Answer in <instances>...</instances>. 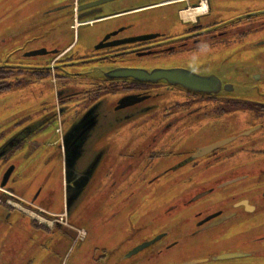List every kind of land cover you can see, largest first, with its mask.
Wrapping results in <instances>:
<instances>
[{"label": "flooded vegetation", "instance_id": "1", "mask_svg": "<svg viewBox=\"0 0 264 264\" xmlns=\"http://www.w3.org/2000/svg\"><path fill=\"white\" fill-rule=\"evenodd\" d=\"M102 1L46 0L43 13H71L74 28L80 29L95 26L97 19L89 16L149 12L159 16L148 21L154 31L130 33L133 25L111 28L89 38L90 48L71 57L75 48L67 49L41 68H0L10 72L9 90L29 71L36 78L55 79V111L23 133L21 144L10 153L27 143L35 130L55 121L57 140L50 145L59 148L53 158L62 203L60 212L51 211L55 190L47 189L48 173L29 199L16 193L12 172L1 187L8 166L0 176V222L5 218L11 225L12 214L20 211L35 228L58 234L55 239L62 243L51 239L53 248L81 240L77 261L88 259L90 264H264V183L245 182L264 174V167L257 166L264 163H257L264 159V85L257 84L264 83L263 70L241 68L248 86L234 79L242 72L237 55L258 53L264 59V0ZM190 13L192 18L183 17ZM119 69L180 70L208 82L195 89L165 79L136 81L117 78ZM87 113L85 120L93 127L82 134L88 128H82L85 120L81 123ZM160 115L171 121L166 133L141 141L139 128L162 123L155 117ZM135 130L138 137L130 136ZM195 138L177 161L146 179L147 186L165 179L176 187L187 183L156 212L158 218L174 221L141 240L122 231L125 216L120 213L127 209L129 175L135 169L127 164L129 145L138 159L158 160L176 156Z\"/></svg>", "mask_w": 264, "mask_h": 264}, {"label": "rangeland", "instance_id": "2", "mask_svg": "<svg viewBox=\"0 0 264 264\" xmlns=\"http://www.w3.org/2000/svg\"><path fill=\"white\" fill-rule=\"evenodd\" d=\"M46 3V0H0V67L39 65L41 68L45 64H49L53 55L23 58L22 53L32 49L38 50V48L47 49L49 52L62 50L74 39L73 45L69 48L70 50L75 48L68 56L71 57L78 51L91 47L89 38L99 36L111 28L117 29L121 26L133 25L134 30L130 33L139 32L142 29H145V32L154 31L150 29L154 27V24H149L148 21L159 17L150 15L149 12L135 16L119 14L95 20V26L92 28L83 26L74 30V16L71 13L60 12V14L45 15L43 5ZM120 3H124V1ZM108 9H111L110 4H108ZM92 17L90 16V18ZM257 54H252L250 57L244 53L237 55L241 57L235 59L238 65L236 66L239 69L261 68L264 75V59ZM243 65H247V67ZM61 66V62L55 66L57 74H60ZM88 68H85L86 71H89ZM241 71L235 75L234 79L236 83H239L238 85L248 86L250 83L246 73L243 72V69ZM18 79H21L20 85L11 90L0 92V176L8 166H14L11 185L15 188L16 193L29 199V195L37 188L35 184L42 181L43 174H50L52 179L50 178L47 189L56 191H54L55 197L51 211L60 212L62 206L60 181H57L55 177L58 164L55 161L56 158H53L59 148L58 145H50L57 140L56 122H51L40 132L35 130L33 133L36 134L30 136L27 143L10 153L21 144V141H18L23 133L30 131L39 122H46L49 115L55 111L57 89L51 82V80L55 82V79L50 75L36 78L30 71L28 74L24 73L21 77L19 76ZM8 81L10 80L8 79ZM58 81L57 88L59 90L62 84L59 79ZM257 84L264 85L260 82ZM155 117L159 118L162 123L157 122L151 128L147 126L139 128L141 141H145L149 137L151 140L155 135L166 133L171 121L167 122L162 115ZM131 135L138 137L139 134L135 130ZM196 140L197 138L191 139L183 144L176 156L158 160H152L153 156H149V159L147 156L144 159H138L132 155L134 146L129 145L127 164L135 169L129 175L127 209L124 213H120L125 216L122 231H127L130 236L141 237L139 239L141 240L155 232L167 229L170 221H174L164 217L158 218L156 212L166 205L165 202L171 198L170 194L178 193L187 186V183L186 186L181 184L176 187L175 183L165 179L154 186H147L148 180L146 179L151 178L170 163L177 161L180 154L188 148V144ZM261 162H264V159L257 160V163ZM257 166L264 167V163ZM245 182L247 184L264 183V174L257 175L254 180ZM57 186H59V192ZM10 220L12 221L11 225L10 222L5 221V218H3V222H0L3 224L0 225V264H90L88 259L77 261L81 254V240L78 243L75 241L56 249L53 248L51 239L59 238L57 233L54 236V234L46 232L44 227L35 228L31 219L20 211L13 213ZM55 240L60 242L58 239ZM94 257L99 258L97 255ZM104 260L105 258L101 261ZM127 264L144 263L137 261Z\"/></svg>", "mask_w": 264, "mask_h": 264}, {"label": "water", "instance_id": "3", "mask_svg": "<svg viewBox=\"0 0 264 264\" xmlns=\"http://www.w3.org/2000/svg\"><path fill=\"white\" fill-rule=\"evenodd\" d=\"M108 1V3L110 2H116V3H120V0H103L102 2H106ZM119 1V2H118ZM123 2V1H122ZM115 3V4H116ZM110 15H103V16H93L91 19H99L102 17H109ZM90 18V16H89ZM75 30V28H74ZM108 39V36H106L104 38V40ZM74 43V39L72 41V43H70L68 46H66L65 48H63L62 50H56L54 52H49L47 49H40L38 48V50L32 49L29 52H25L24 55L25 57H37V56H47V55H53L52 59L56 56H58L59 54L63 53L64 51H66L67 49H69ZM103 47H108V46H97L96 49H101ZM115 73V76L117 78H132L136 81H144V82H155L158 81L160 79H165L170 83H175V84H180L182 86L185 87H191V88H195V89H203L202 86L205 84H207L208 80L206 79H202L200 77H193L192 79L189 77H186L187 75L191 74L189 72H185V71H180V70H153L151 72H148L146 70H135V69H119L117 70ZM123 102V101H122ZM89 115L90 113H87L83 119L81 123H84L85 119H89ZM86 121V120H85ZM82 125V124H81ZM88 127V128H85ZM93 127V123H91L90 121H86L84 126L82 128H85L82 134H85L89 129H91ZM79 128V127H78ZM73 130H75V128H73L71 130V132L69 133L70 135L72 134ZM73 135V134H72ZM23 137L20 136V140L18 142L21 141ZM75 158H77V155L75 156ZM14 166H11L7 173L4 176V179L2 181V185L1 187H3V185L5 184L6 180H7V176H9L11 174V172L13 171ZM156 239L141 244L138 247H136L132 252L129 253L130 255H133L141 250H143L144 248L148 247L150 244L154 243Z\"/></svg>", "mask_w": 264, "mask_h": 264}, {"label": "trees", "instance_id": "4", "mask_svg": "<svg viewBox=\"0 0 264 264\" xmlns=\"http://www.w3.org/2000/svg\"><path fill=\"white\" fill-rule=\"evenodd\" d=\"M9 74H10L9 70L0 69V75H1L0 78L3 79V81L0 82V92L7 91L10 89L11 85L7 80L9 78Z\"/></svg>", "mask_w": 264, "mask_h": 264}, {"label": "bare ground", "instance_id": "5", "mask_svg": "<svg viewBox=\"0 0 264 264\" xmlns=\"http://www.w3.org/2000/svg\"><path fill=\"white\" fill-rule=\"evenodd\" d=\"M191 15H192V13H190V14H185V16H184V14H183V17H185V18H186V17H188V16H189L190 18H192V16H191Z\"/></svg>", "mask_w": 264, "mask_h": 264}]
</instances>
